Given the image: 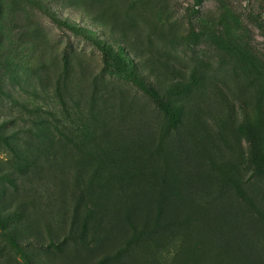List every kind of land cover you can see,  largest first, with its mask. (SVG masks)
Masks as SVG:
<instances>
[{
    "label": "rangeland",
    "instance_id": "374dc122",
    "mask_svg": "<svg viewBox=\"0 0 264 264\" xmlns=\"http://www.w3.org/2000/svg\"><path fill=\"white\" fill-rule=\"evenodd\" d=\"M0 264H264V0H0Z\"/></svg>",
    "mask_w": 264,
    "mask_h": 264
},
{
    "label": "trees",
    "instance_id": "16d2710c",
    "mask_svg": "<svg viewBox=\"0 0 264 264\" xmlns=\"http://www.w3.org/2000/svg\"><path fill=\"white\" fill-rule=\"evenodd\" d=\"M177 110H178V107L176 108ZM172 112H175L174 110L172 111ZM178 114L177 113H175V115H174V117L173 118H175V120H177L178 119Z\"/></svg>",
    "mask_w": 264,
    "mask_h": 264
}]
</instances>
